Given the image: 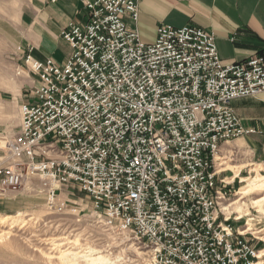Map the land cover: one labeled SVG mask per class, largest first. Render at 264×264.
Returning a JSON list of instances; mask_svg holds the SVG:
<instances>
[{
  "label": "built area",
  "instance_id": "1",
  "mask_svg": "<svg viewBox=\"0 0 264 264\" xmlns=\"http://www.w3.org/2000/svg\"><path fill=\"white\" fill-rule=\"evenodd\" d=\"M85 11L62 33L64 64L18 48L37 86L5 141L3 190L38 178L59 213L63 188L87 194L103 225L150 248V264H264V238L240 226L216 166L224 143L256 132L233 103L264 94V54L224 64L197 26L162 25L147 44L133 0Z\"/></svg>",
  "mask_w": 264,
  "mask_h": 264
},
{
  "label": "rangeland",
  "instance_id": "2",
  "mask_svg": "<svg viewBox=\"0 0 264 264\" xmlns=\"http://www.w3.org/2000/svg\"><path fill=\"white\" fill-rule=\"evenodd\" d=\"M34 1L0 0V166L12 163L5 141L19 133L21 107L37 86L18 54L21 16ZM230 142V159L244 163L233 170L245 172L235 182L227 174L221 176L222 188L231 193L230 202L238 203L232 204V211L244 217L240 226L248 222L264 238V204H253L264 195V188L247 187L248 180L264 181V144L259 159L251 148L234 147L236 141ZM230 161L223 165L225 161L220 160V169L232 168ZM249 189L246 196L240 194ZM61 192L67 208L59 213L47 205L38 178L18 191H4L0 183V264H90L82 258H65L63 253H93L105 257L107 264H150V248L133 234L103 225L87 194L67 187Z\"/></svg>",
  "mask_w": 264,
  "mask_h": 264
},
{
  "label": "crops",
  "instance_id": "3",
  "mask_svg": "<svg viewBox=\"0 0 264 264\" xmlns=\"http://www.w3.org/2000/svg\"><path fill=\"white\" fill-rule=\"evenodd\" d=\"M93 0H36L21 16L19 47L31 50L34 58L54 59L64 64L72 49L62 33L72 22L86 21V3ZM139 4L137 25L141 39L152 44L157 40L162 25L176 28L197 26L216 37L218 51L224 64H236L264 54V0H133ZM20 57L22 53L18 51ZM233 108L246 129L256 132L234 141V147L251 148L259 159L264 144V94L233 103ZM231 145V146H230ZM232 143H224L217 169L233 182L243 172L233 170L244 163L235 164L229 157ZM231 155V154H230ZM230 161V169L224 167ZM234 163V164H233ZM225 171V172H224ZM231 171V172H229ZM231 181V182H232Z\"/></svg>",
  "mask_w": 264,
  "mask_h": 264
},
{
  "label": "bare ground",
  "instance_id": "4",
  "mask_svg": "<svg viewBox=\"0 0 264 264\" xmlns=\"http://www.w3.org/2000/svg\"><path fill=\"white\" fill-rule=\"evenodd\" d=\"M261 167H259V169H260ZM248 180V179H247ZM247 180H245V181H247ZM247 187H255V188H259V189H263L264 188V181L262 180V181H255V180H253L252 179V181H249L248 180V185H247ZM250 190L251 189H249V190H246V191H243L242 193H240L241 195H247L249 192H250ZM244 197V196H243ZM243 199V198H242ZM237 202H235V204H236ZM238 204V203H237ZM253 204H256V205H262V204H264V195L261 197V198H259V199H257V200H255L254 202H253ZM62 256L63 257H65V258H69V259H71V260H73V261H77V260H79V259H84V260H87L90 264H107L106 262H105V257H103V256H99V257H95V254H93V253H91L90 255H81V254H79V253H77V254H73V255H71V254H65V253H63L62 254ZM77 259V260H76Z\"/></svg>",
  "mask_w": 264,
  "mask_h": 264
}]
</instances>
